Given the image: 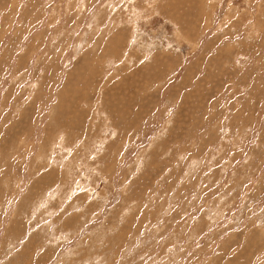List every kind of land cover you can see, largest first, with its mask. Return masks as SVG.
Here are the masks:
<instances>
[{
  "label": "rangeland",
  "instance_id": "1",
  "mask_svg": "<svg viewBox=\"0 0 264 264\" xmlns=\"http://www.w3.org/2000/svg\"><path fill=\"white\" fill-rule=\"evenodd\" d=\"M0 264H264V0H0Z\"/></svg>",
  "mask_w": 264,
  "mask_h": 264
}]
</instances>
